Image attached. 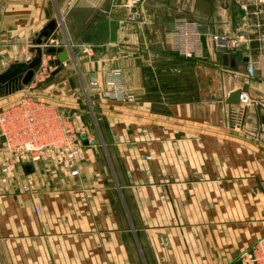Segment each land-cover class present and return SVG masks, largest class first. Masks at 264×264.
Wrapping results in <instances>:
<instances>
[{
    "label": "crops",
    "instance_id": "0c3cea01",
    "mask_svg": "<svg viewBox=\"0 0 264 264\" xmlns=\"http://www.w3.org/2000/svg\"><path fill=\"white\" fill-rule=\"evenodd\" d=\"M248 1L0 0V73L57 19L69 58L31 91L93 139L78 175L47 157L0 182V264H243L264 235V19ZM185 20L203 56L173 49ZM212 33L248 40L222 51ZM113 70L133 99L102 94ZM246 85L250 103H229ZM4 88L0 107L23 94Z\"/></svg>",
    "mask_w": 264,
    "mask_h": 264
},
{
    "label": "built area",
    "instance_id": "2783aa9c",
    "mask_svg": "<svg viewBox=\"0 0 264 264\" xmlns=\"http://www.w3.org/2000/svg\"><path fill=\"white\" fill-rule=\"evenodd\" d=\"M253 2L254 14L264 19V0ZM240 3L247 11L249 1L240 0ZM211 37L215 48L222 51H233L248 40L242 35L219 33H212ZM170 42L173 49L186 57L203 56V41L196 22L182 21L171 32ZM44 46L59 47L60 44L49 38ZM45 55L46 53H43L42 62L35 71L32 81L21 89L23 94L0 107V152L5 157L0 182L8 191L17 184L14 172L19 166L36 164L47 157L71 175H78L81 164L86 159V146L82 135H88V142H93L88 129L80 126L73 115L64 113L56 103L32 93L31 88H36L57 68L54 56L47 53L46 58ZM120 73L119 70L111 72L108 86L102 94L118 101L131 100L133 94L126 91ZM26 87L28 89H25ZM240 103H250L247 92L242 94ZM18 184L21 191L31 189L29 184L21 182ZM241 256L243 264H264V235Z\"/></svg>",
    "mask_w": 264,
    "mask_h": 264
},
{
    "label": "water",
    "instance_id": "95a60500",
    "mask_svg": "<svg viewBox=\"0 0 264 264\" xmlns=\"http://www.w3.org/2000/svg\"><path fill=\"white\" fill-rule=\"evenodd\" d=\"M57 24L58 20L53 19L40 32L39 36L35 40V44L37 46L35 49L31 50L33 54L31 57H29L26 61H16L12 63L5 71L0 73V89L2 87H6L9 92H12L17 89H22L24 85H28L32 81L35 71L42 62L44 52L57 54L58 57L55 60L57 68L55 72L61 69V65L69 58V51L56 46H48L44 49L41 47V45L46 43V41L51 37L57 27ZM248 89L249 87L247 85L241 89H236L230 94L228 102L240 103L242 94L247 92ZM261 119L264 123V115L261 116ZM26 168L30 170L32 168V164H26Z\"/></svg>",
    "mask_w": 264,
    "mask_h": 264
},
{
    "label": "rangeland",
    "instance_id": "374dc122",
    "mask_svg": "<svg viewBox=\"0 0 264 264\" xmlns=\"http://www.w3.org/2000/svg\"><path fill=\"white\" fill-rule=\"evenodd\" d=\"M4 89H5V88H3V87L1 88V90H2L3 92H4ZM86 106H87V108L89 107V102H88V101L86 102ZM97 137H98V136H97ZM98 138H99V137H98Z\"/></svg>",
    "mask_w": 264,
    "mask_h": 264
}]
</instances>
